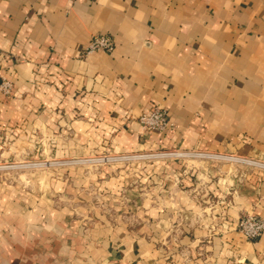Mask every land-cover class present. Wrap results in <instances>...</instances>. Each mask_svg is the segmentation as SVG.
Returning <instances> with one entry per match:
<instances>
[{
	"label": "crops",
	"instance_id": "crops-1",
	"mask_svg": "<svg viewBox=\"0 0 264 264\" xmlns=\"http://www.w3.org/2000/svg\"><path fill=\"white\" fill-rule=\"evenodd\" d=\"M98 34L114 50L86 52ZM3 76L0 136L45 134L55 157L264 159V0H0ZM156 106L172 125L145 132L138 117ZM87 171L64 169L12 203L1 192L0 264L30 243L47 252L38 264H264V234L237 228L264 216V169L166 157Z\"/></svg>",
	"mask_w": 264,
	"mask_h": 264
},
{
	"label": "rangeland",
	"instance_id": "rangeland-1",
	"mask_svg": "<svg viewBox=\"0 0 264 264\" xmlns=\"http://www.w3.org/2000/svg\"><path fill=\"white\" fill-rule=\"evenodd\" d=\"M21 142V143H20ZM97 156V154H94ZM87 155L85 157L76 158H64L55 157L50 154V145L48 136L41 135L37 143H22V140L18 139L15 134L6 137V135L0 136V195L1 192L7 195V199L10 203L16 202V191L24 187L26 190H32L33 188L39 189L43 194L44 190L50 188V182L53 178L61 179V175L64 169H73L79 167H86L89 173H94L100 168V161H86L81 160L83 158H90ZM58 172V173H57ZM58 175V176H57ZM1 186H5L6 190L3 191ZM50 195L48 192L46 193ZM56 199V198H55ZM5 205V203H4ZM6 206V205H5ZM13 221H9L11 224ZM12 243V242H11ZM29 245V244H28ZM31 246V247H29ZM21 254L24 256L18 257L15 250H10L7 256V264H38L45 262L42 259L41 254L45 255L47 252H38L32 247V244ZM36 254L37 263L29 261L26 256H34ZM34 254V255H32Z\"/></svg>",
	"mask_w": 264,
	"mask_h": 264
},
{
	"label": "built area",
	"instance_id": "built-area-1",
	"mask_svg": "<svg viewBox=\"0 0 264 264\" xmlns=\"http://www.w3.org/2000/svg\"><path fill=\"white\" fill-rule=\"evenodd\" d=\"M115 48L114 39L106 34H98L92 37L86 52L106 50L112 51ZM0 89L6 95H11L13 92V82L9 78L2 77L0 81ZM138 121L145 132H163L168 129L172 122L169 119L168 111L160 106H156L152 111L145 112L139 115ZM166 157H191L204 159H219L234 161L241 164H247L256 168L264 169V159H251L232 154L212 153L198 150H189L186 152L172 150V151H150V152H129V153H115V154H100L97 156H90V158H83L86 161H100V165L107 163H123L132 160L157 159ZM237 228L241 234L248 239L259 238L264 234V216L256 214H243L238 222Z\"/></svg>",
	"mask_w": 264,
	"mask_h": 264
}]
</instances>
